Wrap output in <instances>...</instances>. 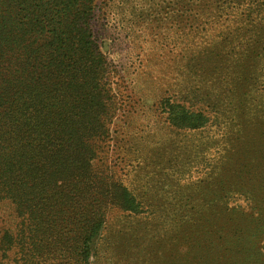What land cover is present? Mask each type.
Returning a JSON list of instances; mask_svg holds the SVG:
<instances>
[{"label": "rangeland", "instance_id": "obj_1", "mask_svg": "<svg viewBox=\"0 0 264 264\" xmlns=\"http://www.w3.org/2000/svg\"><path fill=\"white\" fill-rule=\"evenodd\" d=\"M16 1L0 7V90L49 61L96 79L55 94L90 129L84 156L8 150L0 264H264V0H80L57 34L7 19ZM180 108L207 122L172 126Z\"/></svg>", "mask_w": 264, "mask_h": 264}, {"label": "trees", "instance_id": "obj_2", "mask_svg": "<svg viewBox=\"0 0 264 264\" xmlns=\"http://www.w3.org/2000/svg\"><path fill=\"white\" fill-rule=\"evenodd\" d=\"M7 1L12 3L13 0ZM79 1L33 0L28 5V0H18L16 1V8L10 4L9 14L11 16L7 19L18 25V27L21 26L25 29L29 27L33 31H50L57 34L58 30L61 29L60 25L66 24L67 18L71 11L77 7ZM4 2L5 0H0V7ZM8 2L5 5H8ZM36 2L42 3L41 6H37V9L31 8V5H35ZM2 10L3 8H0V31L5 26V15ZM56 26H59V29ZM44 58L41 57L42 62H47L44 61ZM27 60H33L35 64L37 57H27ZM74 63L76 64V62ZM62 64H64L63 61L55 62L53 65L50 61L47 65L39 66L38 64L37 73L28 71L24 75L25 79L22 87L14 85L15 79H4L5 87L0 90V168L1 170L3 168L1 173L7 172L4 171L3 162L5 163L8 150L12 148H18L22 152L21 156L29 154L30 157H37V151L40 153L42 150L49 152L48 148L55 151V145L60 143L66 145L65 149H72L73 153L78 152L79 155H85L81 152L87 151L83 139L91 136L90 129L83 122H78L72 127L73 119L69 120L66 115L59 112L60 108L57 105L55 94L63 92L69 95L71 92H75L76 88L89 90L95 82L96 74L87 72L86 66L83 68L75 67L69 75L64 72V69L55 70L56 65L60 66ZM33 67L34 65L30 69L32 70ZM59 79L61 82L57 83ZM62 79L68 80L65 85L62 84ZM56 85L58 87L55 92ZM15 88H18V90L14 91ZM11 95L13 97L18 96L17 100L23 101L24 105L5 107V99ZM36 100L37 104L27 105L28 103H35ZM81 101L84 102L81 106L86 108L93 102V98L90 101H84L81 98ZM61 104L64 109L67 108L68 110L66 103ZM69 112L74 119L78 120L75 114ZM82 112L84 113L85 110ZM58 115L63 117L64 121L62 123L57 122ZM168 115L172 126L184 129L200 128L207 122L201 113L190 112L182 108L177 111L171 109ZM84 116L83 114L81 117ZM76 165L84 166L83 162ZM119 200L122 209L136 211L135 202L126 190L120 192ZM100 223L101 218L92 222L87 237L83 239L84 259L88 258L89 243L97 234Z\"/></svg>", "mask_w": 264, "mask_h": 264}]
</instances>
